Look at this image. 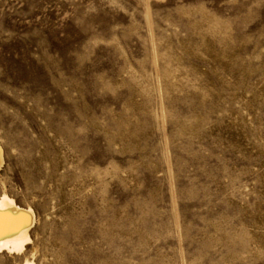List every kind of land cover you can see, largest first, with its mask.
Returning a JSON list of instances; mask_svg holds the SVG:
<instances>
[{
	"label": "rangeland",
	"instance_id": "obj_1",
	"mask_svg": "<svg viewBox=\"0 0 264 264\" xmlns=\"http://www.w3.org/2000/svg\"><path fill=\"white\" fill-rule=\"evenodd\" d=\"M0 264H264V0H0Z\"/></svg>",
	"mask_w": 264,
	"mask_h": 264
},
{
	"label": "bare ground",
	"instance_id": "obj_2",
	"mask_svg": "<svg viewBox=\"0 0 264 264\" xmlns=\"http://www.w3.org/2000/svg\"><path fill=\"white\" fill-rule=\"evenodd\" d=\"M4 163V150L0 142V168ZM35 215L31 207L23 208L6 194L0 197V250L21 252L31 241V228ZM25 264H34L26 262Z\"/></svg>",
	"mask_w": 264,
	"mask_h": 264
}]
</instances>
